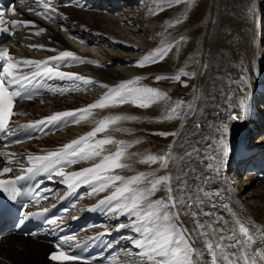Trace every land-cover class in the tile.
Returning a JSON list of instances; mask_svg holds the SVG:
<instances>
[{"label":"snow or ice","instance_id":"1","mask_svg":"<svg viewBox=\"0 0 264 264\" xmlns=\"http://www.w3.org/2000/svg\"><path fill=\"white\" fill-rule=\"evenodd\" d=\"M184 2L185 0H168L170 7L179 6ZM20 4L24 6L25 0H20ZM27 6L31 14L41 16L49 22H56L61 18L67 20V16L58 11V7L52 3V0H30ZM164 10L166 9L161 8V11ZM248 11L251 12V6ZM8 15H18L15 0L7 6L0 4V33L14 35L20 28L37 27L34 21H9L6 18ZM183 22L177 19L169 27L178 26ZM44 32L46 29L40 28L30 35L39 36ZM184 39L180 37L175 43L149 52L142 60L136 62L137 66L146 67L164 62L174 48L176 51L180 50L179 45L184 42ZM31 47L34 50L55 51V49H44L43 45ZM85 62L94 63L91 60L85 61L70 50L61 51L59 55L40 61L17 59L8 49L0 50V138L6 139L16 134L17 129L9 127V121L15 114L14 105L21 99H32V89L42 87L46 81L54 79L81 82L83 85L93 84L94 81L90 77L60 70L62 67H71ZM206 67L207 65H202V68ZM24 69L30 70L24 71ZM247 71V68H241L242 73ZM194 77L195 73L180 69L171 77L158 75L155 81L171 79L180 82L182 87H187L186 80L182 81V78ZM139 81L140 78L137 77L135 80L120 82L116 87L101 84V87L108 90L97 101L81 109L56 112L22 127L51 128L79 124L92 115V110L95 109L128 104L147 109L164 98V94L153 87H131ZM230 83L239 84V90L244 93V97L239 99V112L231 111L229 120L242 121L249 114V105L246 103L247 90L244 87L249 84V79L242 74ZM52 91L55 93L57 90L52 89ZM65 91V89H59L61 95ZM224 99L229 103V109H222V111H229L232 107L230 102L233 95L229 94ZM183 103V101H176L165 119L176 118ZM195 110L189 105L188 111L184 113V119L189 118ZM137 119L134 115L105 116L85 135L46 154L27 156L24 160L30 166L26 168L14 169L10 166L14 163H23L24 160L7 159L6 164L9 166L4 167L0 175L14 171L23 174L16 176L15 179H0V190L9 193L8 198L15 202L19 197L27 196L18 186V181L33 180L46 175L49 179L53 176L63 177L62 183L68 189L75 190L81 186H87L90 189L86 193L88 196L108 193L99 199L98 204L91 210L101 209L117 220L121 217L127 219V223L121 222L113 227L115 231L129 228L136 234L134 238L130 237L133 248L137 250L132 254L135 257V264H264V228L258 227L253 218L234 210L231 197L224 194L225 188L211 187L213 183L220 180L226 182V177L221 175V169H226L231 153L229 124L227 122L210 123L208 127L214 129L215 136L200 135L195 143L181 141L178 147L183 149L182 153H174L173 144H169L167 152L163 155H141L130 151L141 142L139 139L133 143L116 139L111 135L97 139V136L109 130L110 126ZM193 127L196 132L187 135L199 134L203 125L196 122ZM114 130L123 133L129 131L127 128L119 127ZM152 134L165 138L179 136L177 132ZM12 142L21 143L19 139ZM201 144L204 145L203 149L199 147ZM107 146H115V150ZM0 155L8 157L10 154L0 153ZM193 158L197 164L202 165L201 170L194 166ZM82 162L89 163L91 166L77 171H66L67 168ZM137 163L158 164L159 169L164 170L169 169V165L172 164L174 170L160 176L156 175L159 169L151 172H136L134 165ZM190 180L196 182H190ZM161 186L167 195L153 199L161 190ZM40 191L51 192L52 190ZM28 198H40V192ZM43 198L47 199V197ZM47 211L48 209L45 208L44 212ZM33 215L35 214H27L28 217ZM17 223L23 224L24 220H18ZM188 223H191V228L187 226ZM105 234L107 233L99 234L93 239H100ZM197 244L201 246L198 247ZM49 259L70 262L82 258L61 250L50 254ZM84 264L88 262L85 261Z\"/></svg>","mask_w":264,"mask_h":264},{"label":"bare ground","instance_id":"2","mask_svg":"<svg viewBox=\"0 0 264 264\" xmlns=\"http://www.w3.org/2000/svg\"><path fill=\"white\" fill-rule=\"evenodd\" d=\"M71 1H72V5L74 4L76 8H70V7L66 8L64 6L58 7V11L60 13L65 14L67 16V20L61 18L58 19L56 22H49L48 20L44 19L41 16H36L34 14H31L29 12V7L27 6L30 3V0H25L24 6L16 7V12L18 13V15L13 16V20L34 21L37 27L31 29L26 28L27 32L29 33H34L38 31L40 28L46 29V32L41 33V35L39 36L30 35L31 37L35 39L37 37V40L42 41L43 44H38V45H43L44 49H56L57 51L56 55H59L61 51L70 50L78 57L85 59V61L91 60L94 62V63L85 62L84 64H77L68 68L63 67L60 69L65 72H72L83 75L85 77H90L94 81L93 84L83 85L81 82H71V81L60 82L58 79L53 81V83H51L50 86L48 85L47 90L49 93H51L52 95L63 96V94L61 95L59 93V89H65L66 91L64 92V95L71 94L73 96L74 94H79V93L84 95L85 93L88 92L82 89L93 90V91H97V90L99 91L104 90V91L102 92L101 96L95 98V100H91L90 102L88 101L89 103L86 104L83 103L77 104L72 102V100H69L70 102L64 105L63 107L60 106L61 104L60 105L53 104V102L50 101V99H47L48 103L36 102L38 105L22 104L20 105V109H21L20 112H22L26 116L25 121L32 122L48 117L56 112L84 108L86 105H89L97 101L108 90L104 87H101L100 86L101 84L108 85L110 87H116L120 82L135 80L137 77L140 78V81L139 83H137V85H143L142 84L143 82L148 83L149 81L148 77H145L139 73L147 71L146 69L151 70L158 68V66L162 65L164 62L168 61L167 60L168 58H170L171 53L162 63H157L146 67H138L137 65L134 67H129L128 64L132 63L130 61H132V59L135 60L136 58H130L131 56L128 55H127L128 57L125 58L115 53L109 54L106 50H104V53H108V55H106L108 56L107 57L108 59L106 61L103 60V62H101V60L97 61L94 57L91 56L90 51L84 48V45H92L93 44L92 42L97 38L98 43L103 44L105 47L115 48L116 42H114V40L116 41V39L111 37V35L116 38L118 37L116 34H114V30L118 29L120 27L118 25L121 24L122 22H124V24H127L128 22L129 23L133 22V19H129L128 21L126 20L122 21L123 18L127 17L128 12L127 11L123 12L120 9V6L128 5L129 7L134 5L133 3H136L137 5L140 0H133V1L132 0H71ZM52 3L57 6L58 4L61 3V0H52ZM260 3L261 0H211V7H210L211 10L205 13L206 14L204 17L205 19L203 18L204 19L203 24H206L205 21L207 20L208 21L210 20V22L214 21L215 24V25L207 24L209 26L208 28L209 31L207 32L208 38L207 39L205 38L206 41L203 45V53L204 55H206L207 53L208 58L206 60L205 58L202 59V65L203 64L207 65V67L203 71L205 73L201 80H197L196 85H194L193 87L191 86L190 89H187V91L191 92L190 93L191 98L183 97L178 99L179 101H183L184 103L187 100L188 105L182 106L183 105L182 104L181 108L178 110L179 115L174 120H171L168 123L169 124L168 126L172 127L169 131L177 132L179 133V136L178 137L168 136L166 138L162 137V140L161 139L159 141L156 140V142L154 143L148 140L146 141L144 140L145 143L141 145H135V147L130 149V151L140 153L141 155H147V154L163 155L167 152L168 145L173 144L172 151L174 153H182L183 149L178 147L181 141L187 140V142L189 143H195V141L200 138V135L215 136L214 129L209 128L208 125L210 123L218 124L220 122H227L231 130V137H230L231 153L230 156L228 157L226 169L224 168L221 169V175L226 177V182L224 180H220L216 183H213L211 187L225 188L226 191L224 194L226 196L231 197V205L234 208V210L246 217L253 218L258 227L264 228V195L262 194V201H260L262 207L260 206L255 207L257 202H254L255 201L254 198L250 199V197H248L247 195L248 188H245L244 190L242 189L240 190L236 187L235 188L232 187L231 179L229 176V174L233 171L232 166L235 165V162L237 160L236 157L238 154L236 153L235 149L238 148L241 140L245 138V136L247 135L246 132L248 130L250 134V140L252 142L255 141L264 142V98L261 97V101H260L263 106H261L260 108L261 119L260 121L256 122L257 128L259 130V132H256V134L252 132L250 128L252 124L251 122L248 121L247 117L244 118L242 121H238V123L229 120V115L231 114V111L239 112V108H238L239 99L244 97V93L240 92L239 90L240 85L237 83H230L231 81L237 80L242 74L248 77L249 84L244 85V87L247 90L246 103H248L249 105V110L253 107L255 101L258 98V94L260 93V91L264 90V53L261 52L259 53L258 50V46L262 42H264V35L262 34L263 33L262 31H264V4L260 5ZM85 6H87V8L83 9L85 8ZM99 6H101L100 8L105 6L107 7V9L116 10L119 13V14L117 13L118 15L117 20L115 19L116 16H111V18L108 19V17L103 14H100V16H98L97 12L91 11L94 9L98 10ZM249 6H251V12L248 11ZM146 8L147 7L145 6L144 9ZM147 11L148 14H144L143 18L145 19V21H151V19H154V16L151 12H149V10ZM135 13L137 12L135 11ZM105 23L108 24L110 23L111 27L112 26L114 27V30L113 31L106 30L105 29L106 27L102 26V24ZM134 23L133 24L130 23V26L132 28L133 26L138 25V24L134 25ZM61 25H63V27H61ZM133 29L129 30L128 36L129 37L139 36L140 37L139 39H141V41L139 39L138 41L141 42L142 45L141 47H139L137 46V44L135 46V44L134 45L129 44V42L120 40L121 42H126L127 44L126 46L123 47L124 49H128L127 51L132 53L133 51L135 52L138 50L140 51L142 50L143 52H147L146 54L156 49L157 46H154L153 43L154 41L151 40L149 42L144 40L143 36L139 35L141 31L136 32V30ZM154 30L155 27H151L150 30L148 31L152 32ZM169 31L173 32L172 28H169ZM97 33H103L105 35L111 34V35L109 37L108 36L105 37V35L98 36ZM63 34H65L67 37H70L74 42L83 43L82 46L81 45L76 46L69 43L65 39ZM15 39L16 38H14L9 43V45L12 48L11 55L14 58L32 59V60L40 61L54 56L53 54L48 53L46 50H39V51H43V53L38 57L31 52V50L33 49L31 46L35 44L22 45L21 41ZM168 44H172V43H168ZM194 48L195 46L190 47V50ZM146 54H144L141 58H138V61L142 60ZM200 62H201L200 59L191 61L189 65L187 64L188 66H184L186 67L185 70L187 72L192 71L193 68H196V66ZM114 65L120 67V69H117V67L116 68L113 67L111 69L110 66H114ZM242 67L247 68L248 71L246 73H242L241 72ZM183 68L182 67L180 68L179 66L178 67L175 66L174 72L177 73L180 69ZM29 70L30 69H24V71H29ZM130 74L133 75L131 76ZM163 74L164 72L161 73V75ZM137 75H141V76H137ZM158 75H160V73ZM155 77L156 75L154 76V78L152 77V81H150L153 82V84ZM52 89H56L57 91L54 93ZM69 89L72 90L67 91ZM175 90L176 89L171 90L169 92H164L160 90L164 94V98L157 101L156 104H154L153 106L147 109H141L128 104L123 106L110 107L106 109L92 110V115L88 116L86 120L81 121V123L79 124H70V126L65 127L63 130L57 131L53 135H48V137L40 141H36L28 145L26 144L25 146L22 147L19 146L20 148L17 147V149L19 148V152H18L19 154H17V156H24L26 158L29 155L46 154L49 151L55 150L58 147L66 143H69L73 139L85 135L87 132L91 131L96 126V123L100 119H103L105 116L116 115V114H121V115L137 114L139 118L138 120L135 121H123L120 122L118 125L110 126L109 130H107L105 133L99 134L97 136V139L111 135L116 139L133 143L137 139L144 138L143 137L144 131L140 130L139 133L133 131H128L127 133H123V132H117L114 129L117 127L119 128L133 127L132 123L140 122L141 121V120L139 121L140 117L143 119L147 118V121L152 117H155L157 119L163 118L165 115L168 114L171 107L175 106L176 102L174 104L172 103L168 105L166 103V97L168 95L170 96L173 95V93H175ZM229 94L233 95V99L230 102L232 107L229 111H222V109H229V103L226 102L224 99V97ZM189 105L194 107L196 110L189 118L184 119V113L188 111ZM36 107L42 108L43 110L39 111L37 110ZM217 113H219V115H217ZM196 122H199L203 125V127L200 129L199 134L187 135L189 133L196 132V130L193 127V125ZM150 124L153 123L151 122ZM145 126L148 128L149 123L147 125H144V127ZM163 126L164 127H162V124H159L156 125L155 127L159 129L158 131L163 130L162 128L168 127L167 125H163ZM107 147L111 148L113 151L115 150V146H107ZM199 147L203 149L204 145L201 144L199 145ZM11 151L13 150L12 149L9 150V152ZM12 157L15 156L12 155ZM193 164L198 168V170L202 169V165L197 164L195 158H193ZM19 166L22 168H26L30 165H28L27 162H25ZM89 166H90L89 163L81 166H74L70 171H77ZM156 169H159L158 164L145 165V164L137 163L134 165V171L136 172H151ZM173 170H174L173 166L172 164H170L169 170H167V172H165L166 170L164 169H159L156 172V175L158 176L165 175L168 172H172ZM126 174L131 175L134 173H126ZM251 175L249 174V177ZM190 182H196V181L190 180ZM103 194L107 195L108 193H103ZM103 194H101L99 197L103 196ZM166 195H167L166 191L163 189V186H161V190L156 194L155 197H153V199H159L161 197H165ZM242 196L247 198L248 203L247 202L245 203L243 201V199L241 198ZM91 202L92 203H88V204L87 202H85L87 205H85L84 207L96 203L93 200ZM251 203L252 204L255 203V206H253ZM121 219H123V217H121L120 220ZM187 226L189 228L192 227L191 223H188ZM11 242L12 244L10 245L9 243ZM35 242L37 243L36 245L37 247L32 248L33 247L32 243ZM16 243H20L22 245V247L20 246L21 250L18 251L19 254L13 253L11 251V249H14V247L17 246ZM196 246L199 247L201 245L197 244ZM0 249H1L0 264L9 261H11L12 264H21L23 260L26 261L27 264H54L49 261H44V260L43 262L41 261L44 251L46 252L45 256L48 257L50 253L49 251L50 248L47 247L44 243H42L39 239H36L34 241L33 239L24 240L20 236L19 237L6 236L3 237L1 241ZM14 260L17 263L15 262L13 263ZM120 264H131V262L128 263L121 262ZM134 264H135V259H134Z\"/></svg>","mask_w":264,"mask_h":264},{"label":"rangeland","instance_id":"3","mask_svg":"<svg viewBox=\"0 0 264 264\" xmlns=\"http://www.w3.org/2000/svg\"><path fill=\"white\" fill-rule=\"evenodd\" d=\"M133 4L134 5L129 6V7H128V5H125V6L121 5L120 9L123 12L127 11L129 14V15L127 14V17L123 18L122 21H125V20L128 21L129 19H133V22H130V23L133 24L135 22L134 25L138 24L137 26H133L134 29L130 26L129 22L127 24H124V22H122L121 24L118 25L120 27L118 29H115V30H114L113 26L111 27L110 23L109 24L108 23L102 24V26L106 27L105 28L106 30H108V31L114 30V34L117 35L118 38H116L110 34L111 37L116 39V41L114 40V42H116L115 48L105 47L103 44L98 43L97 38L92 42L93 43L92 45H84V48H86L87 50L90 51L92 57H94L97 61L101 60V62H103V60L106 61L108 59L107 58L108 56H106V55H108V53L109 54L110 53L119 54L120 56L125 57V58L128 56H131L130 58H136V59L135 60L132 59V61H130L132 63H130L128 65H129V67H134L137 65L136 62L138 61V58H141L147 52H143L142 50L141 51L138 50L135 52L133 51V53H132V52H128L127 51L128 49L123 48L124 46L127 45L126 42H129V44H133V45L135 44V46L137 44V46H139V47H141V45H142L141 42L138 41V39L140 38L139 36H133V37L128 36L129 30L133 29V30H136V32L141 31L139 33V35H142L144 40H146V41H149V42L151 40L154 41L153 43H154V46H157L156 48L163 47V46L167 45L168 43H175L176 41H178L180 39V37H184L185 38L184 42L179 45L180 50L176 51L174 48L170 54V58L167 59L168 61H166L162 65L158 66V68L151 69V70L146 69L147 71L139 73L145 77H148V79H149L148 83L143 82L142 83L143 85L134 84L131 86L132 87L150 86V87H154L158 90L160 89L164 92H169L171 90L176 89L175 93H173V95H171V96L168 95L166 97L167 105L172 104V103L174 104L179 98H183V97L184 98L185 97L191 98V94H190L191 92L187 91V89H190L191 86L193 87L194 85H196L197 80H201L203 78L204 73H205V72H203L205 70V68L204 69L202 68V59L205 58V60H206L208 58L207 53H206V55H204V53H203V45L206 41L205 38L206 39L208 38L207 32L209 31V29H208L209 26L207 24L215 25L214 21L210 22V20L205 21L206 24H203L204 19H205L204 17L206 15L205 13H207V12H209V10H211V8H210L211 7V0H185V2L182 3L181 5L172 6V7L169 6L168 0H140L137 5H136V3H133ZM263 4H264V0H261L260 5H263ZM142 5H145L147 7L146 9L149 10V12H151L153 14L154 19H151V21H145L143 16H144V14H148V11L146 9H144L145 6H142ZM100 7L101 6L98 7L99 8L98 10L94 9L91 11L97 12L98 16H100V14H103V15L107 16L108 19L111 18V16H116L115 19L117 20V18H118L117 13L118 12L116 10L107 9V7H105V6H103L102 8H100ZM104 7H105V9H104ZM161 8H164L166 10L161 11ZM135 11L137 13H135ZM155 13H159V14L157 15ZM177 19L184 21V22L179 24L178 26H174L175 28L174 27H168V26L172 25L174 23V21ZM151 27H155L156 31L155 30L152 32L148 31V30H150ZM165 27H166V29H165ZM169 28H172L173 32H170ZM125 29H128V30H125ZM262 32H263L262 34L264 35V31H262ZM147 34H148V37H147ZM97 35L98 36H104L105 34L97 33ZM110 35L106 34L105 37L106 36L109 37ZM149 35H151V36H149ZM63 36L65 37V39L69 43H71L73 45H76V46L81 45L82 46V44H83L80 42H72V39L70 37H67L65 34H63ZM15 40L21 41L22 45L43 44L42 41L37 40V37L35 39V38L29 36L27 31H24V32H21L20 34H18V36L16 37ZM111 40H113V39H111ZM120 40L121 41L124 40L126 42H121ZM139 40L141 41V39H139ZM170 41H172V42H170ZM194 46H195V48L190 50V47H194ZM104 50H106L108 53H104ZM258 50H259V53L260 52L264 53V42H262L258 46ZM31 52L38 57L40 55H42V53H43V51H39V50L37 51L34 49H32ZM47 52L51 53L53 55L57 54L56 49H55V51H47ZM196 59H200L201 62L196 66V68H193V70L189 72V73H195V77L194 78H182V81L186 80L187 85H188L187 87H182L180 82H175L171 79H166V80H163L160 82H156L154 80V84H153V82H150V81H152V77L154 78V76L155 75L157 76L159 73L161 75L162 72H164V74H166V76L171 77V76L177 74L174 72L175 66L176 67L179 66L180 68L181 67L183 68L184 66H188L191 61H194ZM113 67L114 68L117 67V69H120V67L115 66V65L110 66L111 69ZM185 68L186 67L183 68L184 71H186ZM201 72H202V74H201ZM171 73H174V74H171ZM141 75H137V76H141ZM86 91H88V92L85 93L84 95H82L81 93L74 94L73 96L71 94L70 95H64L63 94V96H56V99H54V98H49V99H50V101L53 102V104H57V105L61 104L60 106H63V107H64V105H66L70 102L69 100H72V102L77 103V104H79V103L86 104V103H89L91 100H95V98H98L99 96H101L102 92L104 90L103 91L102 90H100V91L99 90H97V91L86 90ZM64 97H67V98H64ZM47 103H48V101H47ZM185 103H187V104H185ZM185 103H183L182 106L188 105L187 100L185 101ZM36 108L39 111L43 110L42 108H38V107H36ZM133 115L136 116L137 118H139V116L137 114H133ZM165 116L163 118H158V119L155 117H152L148 121H147V118L143 119L140 117V119H139V121L141 120L140 122L132 123L133 127L127 128V129H129V131H133L136 133H139L140 130L144 131V134H143L144 138H142L143 140L139 139L141 142L137 145H141V144L145 143L144 140L145 141L148 140V141H151L153 143L156 142V140H158V141L160 139L162 140V136L153 135L152 133L166 132V131L171 133L169 130L172 127L168 126L169 125L168 123L171 120L165 119ZM146 122H147V124L149 123V126H148L149 129L146 126H145L146 128L144 127V125H147ZM151 122L153 124H150ZM156 122H158V123H156ZM234 122L238 123V121L237 122L234 121ZM138 123H140V124H138ZM155 123H156V125L162 124V127H164L163 125H167L168 127L162 128L163 130L158 131L159 129L157 127H155L156 126ZM149 137H150V139H149ZM256 143H257V141L252 142L250 140V144H256ZM85 164H87V163H83V162L81 163V165H85ZM81 165H79V166H81ZM167 170H169V169H167ZM167 170L165 172H167ZM249 174L250 175L252 174V175L249 177ZM249 174L241 172V174L237 177V181L235 183H233L231 181L232 187H234V188L236 187L240 190L241 189L244 190L245 188H248V193H247L248 197H250V199L254 198V200H255L254 202H257L256 206H255V203H253V204L251 203V204L255 207H258V206L262 207L260 201H262V194L264 195V181L256 178V176L253 175L252 172H249ZM229 176H230V174H229ZM241 198L243 199V201L245 203L246 202L248 203L247 198H245L243 196ZM249 204H250V201H249ZM20 237L24 240H29L28 238H25L22 236H20ZM9 244L11 245L12 242ZM32 244H33L32 248L37 247L36 242L32 243ZM0 245H1V242H0ZM16 245L17 246L14 247V249H11V251L13 253L19 254L18 251L21 250L22 245L20 243H16ZM0 251H1V249H0ZM45 255H46V252L44 251V253L42 255V259H41L42 262H43V260L47 261V257ZM134 259L130 261L131 264L134 261ZM14 262L17 263L15 260L13 261V263ZM122 262H125V261H122ZM6 263L12 264L11 261L4 262L3 264H6ZM21 264H27V262L23 260V262Z\"/></svg>","mask_w":264,"mask_h":264}]
</instances>
